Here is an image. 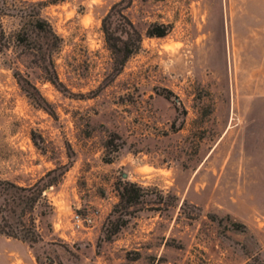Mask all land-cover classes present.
<instances>
[{
  "label": "rangeland",
  "instance_id": "obj_1",
  "mask_svg": "<svg viewBox=\"0 0 264 264\" xmlns=\"http://www.w3.org/2000/svg\"><path fill=\"white\" fill-rule=\"evenodd\" d=\"M42 1L60 47L0 52V179L57 180L35 241L0 233V264H264V0ZM112 6L130 48L141 33L120 68Z\"/></svg>",
  "mask_w": 264,
  "mask_h": 264
},
{
  "label": "trees",
  "instance_id": "obj_2",
  "mask_svg": "<svg viewBox=\"0 0 264 264\" xmlns=\"http://www.w3.org/2000/svg\"><path fill=\"white\" fill-rule=\"evenodd\" d=\"M118 2L116 1L114 5ZM42 3V0H0V52L9 48L12 43L22 45L28 40L41 41L39 49L43 52L42 59L46 60L47 54L50 55L60 47L61 36L40 13ZM117 11L113 10L112 6L102 17V30L114 63L120 68L127 56L139 48L141 33L135 31L137 44L130 48L128 41L122 40L111 25L112 15ZM6 16L12 17L14 25L10 29L4 24ZM168 31V24L154 22L147 26L145 33L149 36H164ZM43 68L48 73V79L55 82L57 77L51 76L53 65L50 59L49 65L45 63ZM54 170L50 169L34 182L24 185L8 179H0V233L28 241H35L38 238L39 233L31 212L42 197L43 189L57 180L55 175L49 177ZM46 176L48 178L41 183ZM132 185L130 181L121 184L120 200L126 198L132 201L138 198L130 187Z\"/></svg>",
  "mask_w": 264,
  "mask_h": 264
},
{
  "label": "built area",
  "instance_id": "obj_3",
  "mask_svg": "<svg viewBox=\"0 0 264 264\" xmlns=\"http://www.w3.org/2000/svg\"><path fill=\"white\" fill-rule=\"evenodd\" d=\"M71 218L73 226L76 228L89 227L90 225H92L94 220V216L92 213H82L77 210L72 213Z\"/></svg>",
  "mask_w": 264,
  "mask_h": 264
}]
</instances>
